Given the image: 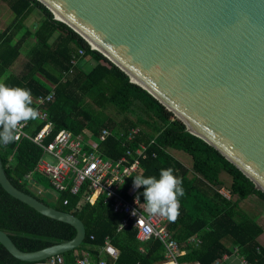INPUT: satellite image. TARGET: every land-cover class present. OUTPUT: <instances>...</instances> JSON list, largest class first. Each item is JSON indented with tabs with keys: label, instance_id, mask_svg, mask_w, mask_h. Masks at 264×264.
Returning a JSON list of instances; mask_svg holds the SVG:
<instances>
[{
	"label": "trees",
	"instance_id": "obj_1",
	"mask_svg": "<svg viewBox=\"0 0 264 264\" xmlns=\"http://www.w3.org/2000/svg\"><path fill=\"white\" fill-rule=\"evenodd\" d=\"M4 1L14 14V22L10 30L0 31V82L30 89L34 96L55 91L52 101L44 105L48 120L53 123V132L46 141H50L60 129H69L75 134L84 133L87 138L107 128L111 134L101 142L100 150L105 158H119L126 151L124 136L120 132L140 126L137 142L147 144L146 156L139 157V168L126 179L124 193L128 196L126 191L136 175L159 178L161 169L172 167L174 174L182 177L185 194L179 198V215L174 222H168V228L180 246L187 249L181 260L213 264L237 245L251 264H264V246L259 240L264 226L259 222L258 215L240 205L241 201L254 195L264 201V192L257 189L254 182L215 147L191 133L186 124L150 92L131 81L120 67L92 48L70 26L56 19L42 2ZM35 10L39 11V17L32 25H25ZM22 26L26 30L19 40L14 41V35ZM28 37H34L35 43L27 53L22 70L15 72L13 67L20 56L21 45ZM75 56L78 58L77 65L71 62ZM87 56L94 64L85 68ZM64 71L68 72L65 79ZM33 106H36L34 101ZM110 107L125 114L124 118L116 120L106 111ZM129 114L135 118H130ZM45 122L38 118L29 120L26 130L34 134ZM169 149L188 153L192 157V168ZM42 155L43 149L27 137L6 146L0 144L3 166L16 187L51 206L73 212L84 222L86 238L83 243L63 253L68 263L73 264L77 256L86 252L90 253L93 261L98 260L108 238L120 251L114 264H154L163 259L164 248L158 240L140 242L136 238V229L131 225L117 230L121 217L113 212L104 195L94 203H80L85 188L78 194L55 190L45 175L35 171ZM31 172L32 179H29L27 175ZM223 173L231 178L226 187L229 197L222 192L225 188ZM43 185L56 191L54 205L42 196L47 192ZM143 191L141 186L135 194H139V199L145 202ZM64 198L69 200L66 205L62 202ZM0 229L6 231L24 251L70 240L77 232L73 225L48 217L15 198L1 184ZM193 235L201 238L198 246L187 242ZM106 258L111 264V260ZM31 263L34 262L13 256L0 242V264Z\"/></svg>",
	"mask_w": 264,
	"mask_h": 264
},
{
	"label": "water",
	"instance_id": "obj_2",
	"mask_svg": "<svg viewBox=\"0 0 264 264\" xmlns=\"http://www.w3.org/2000/svg\"><path fill=\"white\" fill-rule=\"evenodd\" d=\"M39 1L264 192V0ZM0 184L77 230L70 240L24 251L0 229L13 256L37 262L83 243L84 222L16 187L1 156Z\"/></svg>",
	"mask_w": 264,
	"mask_h": 264
},
{
	"label": "built area",
	"instance_id": "obj_3",
	"mask_svg": "<svg viewBox=\"0 0 264 264\" xmlns=\"http://www.w3.org/2000/svg\"><path fill=\"white\" fill-rule=\"evenodd\" d=\"M82 53V51H80ZM72 64L77 65L78 58L72 59ZM68 72L64 71V79ZM55 91L47 94L32 95L36 108L39 110L38 119L45 120V124L34 134L26 130L27 122L21 126L18 133L20 140L27 137L38 144L43 149V155L39 159L35 171L41 172L48 177L51 185L59 192L70 191L72 194H78L82 188L80 203H94L101 195H104L105 201H109L113 212L120 215L117 230H122L128 226L136 229V238L140 242L150 240H159L164 247V257L161 261L154 264H202L200 261L188 262L181 260V256L186 253L178 240L168 228V220L163 216H150L145 214V202L141 201L129 187L124 193V184L132 172L139 168V157L146 156L147 144L144 141L137 142V136L141 131L140 126L132 127L129 131L122 130L121 136H124L123 145L126 147L125 154L119 158H110L103 155L100 150V144L106 139L111 131L107 128L97 135L85 137L84 133L75 134L69 129H60L54 134L50 141L46 138L53 132V123L48 120V112L44 105L54 98ZM136 143V144H135ZM49 154L54 160L49 161L45 155ZM32 172L27 175L32 179ZM40 192L42 189L39 190ZM230 196V194L228 195ZM63 204H68V198L63 199ZM94 236L92 235L91 238ZM188 242L193 245H199L201 238L193 235L188 238ZM264 246V245H263ZM143 250V248L141 247ZM102 256L93 261L90 253L77 256L73 264H114L119 257V249L108 238L100 250ZM105 254V255H104ZM235 258L236 264H251L248 259L241 254L239 247H233L230 253H224L216 259L213 264L230 263V258ZM31 264H70L66 261L63 253L53 255L45 260L37 261ZM136 264H140L139 262Z\"/></svg>",
	"mask_w": 264,
	"mask_h": 264
},
{
	"label": "clouds",
	"instance_id": "obj_4",
	"mask_svg": "<svg viewBox=\"0 0 264 264\" xmlns=\"http://www.w3.org/2000/svg\"><path fill=\"white\" fill-rule=\"evenodd\" d=\"M38 108L33 106L30 89L12 87L0 82V144L8 145L18 138L23 123L35 120ZM172 167L161 169L159 178L155 176H134V188L143 186L145 210L150 216H163L175 221L179 215L180 197L185 192L182 177L174 174ZM139 194L137 195V199Z\"/></svg>",
	"mask_w": 264,
	"mask_h": 264
},
{
	"label": "rangeland",
	"instance_id": "obj_5",
	"mask_svg": "<svg viewBox=\"0 0 264 264\" xmlns=\"http://www.w3.org/2000/svg\"><path fill=\"white\" fill-rule=\"evenodd\" d=\"M5 7V8H4ZM3 8H1L0 13H3L2 16H4L3 18L5 19V25H10L14 19V14L13 12H11L10 9H7V6L4 5ZM30 23V20H29ZM25 25H28V23H26ZM20 30H23V32L26 30L25 26H22V28H19L18 32ZM85 62H87L86 67L88 68L89 64H94V61L91 60V58L89 56H87L85 58ZM106 111L110 114L113 115L114 118L116 120H121L124 118L125 114L119 113L116 109L110 107L107 108ZM129 117L134 119L135 117L131 114H129ZM171 151V153L177 157L180 161H182L186 166H188L189 168H192V157L188 154L185 153L184 151L181 150H177V149H169ZM45 157L49 160V161H54L52 159V157L49 154H46ZM48 178V177H47ZM222 178L225 181V188L222 189L223 193H227L229 195V191L227 190V186L230 184L231 182V178L223 173L222 174ZM36 187L37 185L34 184ZM46 186H49L48 182H45ZM45 185H43L44 187V191L46 192L45 194H43L42 196L45 198L46 201H48L51 204H55L54 203V198L56 197V191L50 186L49 188H46ZM39 192V191H38ZM240 205L242 206L243 209H246L247 211L254 213L255 215H258V220L260 223H262V225L264 226V201L262 199H260L257 196H251L250 198L243 200L240 202ZM145 214H148L146 212V210L144 211Z\"/></svg>",
	"mask_w": 264,
	"mask_h": 264
},
{
	"label": "crops",
	"instance_id": "obj_6",
	"mask_svg": "<svg viewBox=\"0 0 264 264\" xmlns=\"http://www.w3.org/2000/svg\"><path fill=\"white\" fill-rule=\"evenodd\" d=\"M4 5L5 6H7V9H10V6H9V4L6 2V1H4V0H0V10H1V8H3L4 7ZM5 8V7H4ZM11 10V9H10ZM11 12H12V10H11ZM39 11H37V10H35L34 12H32V14L29 16V18L26 20L27 21V23H28V26H30V25H32V23L34 22V20L36 19V18H38L39 17ZM3 15V13H0V31H8V30H10V26L12 25V23L10 24V25H5V19L3 18L4 16H2ZM29 20H30V23H29ZM13 21H14V19H13ZM22 34H23V30H20L19 32H17L15 35H14V41L16 40H19L20 39V37L22 36ZM35 43V38L34 37H28L25 41H23V43H22V45H21V48H20V56H19V58L16 60V62H15V64H14V67H13V70L15 71V72H19V71H21L22 70V68H23V65H24V62L27 60V53H28V51H29V49L33 46V44ZM90 65V64H89ZM39 173H41V172H39ZM42 174V173H41ZM35 186V185H34ZM131 187V189H130V191L131 192H134V194H135V192H136V189L137 188H134V186H133V184H132V186H130ZM35 188V187H34ZM136 195V194H135ZM154 240V239H153ZM259 240H260V242L262 243V245H264V233H262L260 236H259ZM159 241V240H158ZM160 242V241H159ZM187 242H188V239H187ZM143 243V242H142ZM189 243V242H188ZM162 244V243H161ZM190 244V243H189ZM193 245V244H192ZM194 246H198V245H194ZM141 247L142 246H140V249H141ZM182 247V246H181ZM164 248V247H163ZM182 248H184V249H186L185 247H182ZM233 249V248H232ZM232 249H231V251H232ZM230 251V252H231ZM230 252H228V253H230ZM186 253H187V249H186ZM185 253V254H186ZM226 253V252H225ZM184 254V255H185ZM105 255V254H104ZM183 255V256H184ZM107 256L105 255V258H106ZM163 257H164V255H163ZM182 257V256H181ZM230 263H227V264H236L235 263V258L234 257H231L230 258ZM161 261V260H160ZM184 261V260H183Z\"/></svg>",
	"mask_w": 264,
	"mask_h": 264
},
{
	"label": "bare ground",
	"instance_id": "obj_7",
	"mask_svg": "<svg viewBox=\"0 0 264 264\" xmlns=\"http://www.w3.org/2000/svg\"><path fill=\"white\" fill-rule=\"evenodd\" d=\"M56 13V16L58 17V18H60V19H62V20H66L62 15H60V13H58L57 11L55 12ZM86 38H87V40L89 41V42H91L92 44H93V46H94V48L95 49H99V50H101L97 45H95L87 36H85ZM102 51V50H101ZM135 81H137V79H134ZM138 82V81H137ZM140 82V81H139ZM141 83V82H140ZM175 112V111H174ZM175 114H177V115H179L177 112L175 113Z\"/></svg>",
	"mask_w": 264,
	"mask_h": 264
}]
</instances>
